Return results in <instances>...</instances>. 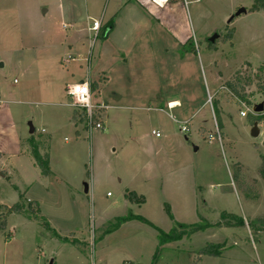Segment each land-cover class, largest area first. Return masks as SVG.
<instances>
[{"label": "rangeland", "instance_id": "obj_1", "mask_svg": "<svg viewBox=\"0 0 264 264\" xmlns=\"http://www.w3.org/2000/svg\"><path fill=\"white\" fill-rule=\"evenodd\" d=\"M122 1L0 0V204L27 208L0 230V264H264V113H254L264 103V8L250 11L256 0ZM143 16L150 23L133 21ZM229 29L232 38L222 39ZM137 37L147 41L142 53H155L150 75L138 74L146 61ZM84 80L98 83L91 101L106 106L98 109L103 129L72 119V110L85 113L66 85ZM34 148L49 156V175ZM131 191L145 202L126 198ZM29 201L39 204L36 215ZM197 223L211 226L160 244V232ZM208 243L219 256H200Z\"/></svg>", "mask_w": 264, "mask_h": 264}, {"label": "trees", "instance_id": "obj_2", "mask_svg": "<svg viewBox=\"0 0 264 264\" xmlns=\"http://www.w3.org/2000/svg\"><path fill=\"white\" fill-rule=\"evenodd\" d=\"M264 8V1L263 0H256V2L254 3L253 7H251L250 11H259L260 9ZM112 23H109L107 25H105V31H104V35H106V33L108 32V29H110L112 27ZM234 34V29H229L227 36L223 35L221 36L222 39L226 40V38L231 39L232 36ZM208 47L210 49L216 48V43H209ZM194 49V48H193ZM195 50V49H194ZM185 52H187L186 50H184ZM249 65V63H248ZM229 87L232 89V91L234 93H236L237 95H240L243 99L245 98L244 95L238 91V88L236 87L235 84L228 82ZM98 89V83L97 82H93L92 83V87L91 90L92 91H96ZM214 113H215V118L218 124V129H221V123H220V115H219V110L218 108H216V106L214 105ZM73 119L76 120H80V122L82 121H86V117L83 115L81 116L80 114H78V112L75 110H73ZM263 116H259L256 115V118L253 120L254 122H259L260 119H262ZM32 154L35 158V163L41 168L42 170V174L44 175H49L50 174V169H49V162H48V155L43 156L42 154H40V152L38 151L37 148H34L32 151ZM236 167H237V176L238 178L241 176V172H242V165L240 163H236ZM260 175L261 177L264 179V159H263V164L260 167ZM243 183V182H242ZM23 196V195H22ZM140 199H137V195L136 193L133 191L126 193L125 197L130 199V201H137V202H145V197L143 195H140ZM141 200V201H140ZM29 208L28 210L31 213H37L39 212L40 208H39V204L37 202L35 203H31V201H29ZM33 204H35L33 207ZM168 212L170 213L171 218L173 217V214L170 212V207H167ZM0 209L4 210V214L2 215V217L0 218V230H4L6 229V218L8 215L12 214V213H23L24 211H26V207L25 204L21 201L16 202L15 204L11 205V206H6V205H2L0 204ZM36 215V214H35ZM36 217V216H35ZM136 218L139 217L143 222L151 225L154 227V225L152 224V222H150L149 220H147L146 218L140 217V216H135ZM45 226H47L48 228L49 223H44ZM209 226H211L209 223L206 224H201V223H197V224H193V225H186V224H179L178 228L172 229L171 231H169L168 233L165 232H160V244H165L167 242H171L174 240H179L181 239L184 235L187 234H192L198 231H202L205 230L206 228H208ZM57 235V233H56ZM202 254L205 255H213V256H219L220 252H219V248L218 245L216 244H212V243H208L200 252V256ZM153 264H156V257L153 260Z\"/></svg>", "mask_w": 264, "mask_h": 264}, {"label": "crops", "instance_id": "obj_3", "mask_svg": "<svg viewBox=\"0 0 264 264\" xmlns=\"http://www.w3.org/2000/svg\"><path fill=\"white\" fill-rule=\"evenodd\" d=\"M135 1V0H134ZM167 1L168 0H166L163 4L162 3H158L156 0H142V2H140V3H142V6H145V5H147V4H149V5H153V6H156V7H158V8H160V7H162V6H164L165 4H167ZM123 2V1H122ZM126 6L128 5V6H130V5H133V6H135V3L132 1V0H125V2H123ZM135 20V23H140V24H146V23H148L149 21H148V19L145 17V16H143V17H141V18H134L133 19V21ZM109 23H112L113 25H112V27L110 28V29H108V34L106 33V35H107V38H110V36L113 34V32H114V30H115V28H116V23H115V21L113 20L112 21V19L107 23V24H109ZM127 23L128 24H132V20L131 19H128V21H127ZM150 23V22H149ZM106 24V25H107ZM139 25H137V27H138ZM153 35L154 36H158L159 37V39H160V42H159V44H160V48H158L157 49V55L159 54V53H161L162 52V50H161V47H162V44H163V39L161 38V31H157V30H155V32L153 33ZM129 35L127 34V33H124L123 35H122V37L124 38L123 40H127ZM157 40V39H156ZM147 41H144V40H142V37H137V39H136V42H134V46L136 47H139L138 48V51H139V53H138V56L140 55L141 57L143 56V59H144V61H146V65L143 67V69H139L138 70V74H140V75H143L145 72H147V75H150V72H149V70L150 69H154L153 70V72L154 71H156V69H155V62H154V67L153 68H151L152 66L150 65L151 64V62L153 61V57H154V54L155 53H150V52H147V51H145L144 53H142V49H141V44L142 43H146ZM185 56L183 57V58H185V57H187V56H190L191 54L189 53V52H186L185 54H184ZM144 56H146L147 58H145ZM192 56V55H191ZM126 61V60H125ZM162 67V66H161ZM161 67H158L157 66V68L158 69H160V71L162 72V74L160 75L159 74V72L157 71V77L158 76H160L161 77V79L163 78V77H165V73H164V71H163V69H161ZM135 77V76H134ZM128 78V77H127ZM135 78H138L137 76L135 77ZM104 85H106L107 84V82H109V80H110V78L107 76V75H105L104 76ZM129 80H132L131 78H129ZM91 81V83H93L92 82V80H90ZM66 86H68V85H66ZM153 97L154 98H157V99H155L156 101V103L157 104H159L160 102H162V100H160V98H158V96H154L153 95ZM167 104L169 105V107H175V105H177V104H180V100L179 99H168L167 100ZM159 109H161V107L159 108ZM72 114H73V110H72ZM72 119H73V116H72ZM74 120V119H73ZM34 131H35V129H34ZM79 132V131H78ZM33 133V132H32Z\"/></svg>", "mask_w": 264, "mask_h": 264}, {"label": "built area", "instance_id": "obj_4", "mask_svg": "<svg viewBox=\"0 0 264 264\" xmlns=\"http://www.w3.org/2000/svg\"><path fill=\"white\" fill-rule=\"evenodd\" d=\"M101 26V20H94L93 24L89 27V29L91 31H95L96 35L99 32ZM87 85V92H86V96H87V103H83L77 100V96L74 93L73 89H75L76 87H83L84 85ZM67 93L70 96V98L73 100L72 105L76 108L79 109H83L84 113H85V117H86V121H85V125H86V129L88 130H92V129H103L104 123L102 120H100V113L98 111L105 108V105L102 104H93L91 101L92 98V91H91V85L89 83V81L84 80L82 82L79 83H75V84H70L67 86ZM2 102L1 98H0V103ZM254 113H256L254 111ZM264 113V110H263ZM258 114V113H256ZM248 113L246 111H241V116H247ZM182 130L184 131H188L189 128L186 125V123L183 125ZM156 137H159L161 135V133L158 130H153L152 132Z\"/></svg>", "mask_w": 264, "mask_h": 264}, {"label": "water", "instance_id": "obj_5", "mask_svg": "<svg viewBox=\"0 0 264 264\" xmlns=\"http://www.w3.org/2000/svg\"><path fill=\"white\" fill-rule=\"evenodd\" d=\"M247 10H246V8H241L237 13H236V15H239V14H241V13H243V12H246ZM232 18L233 17H231V19H230V21L232 20ZM218 37V35L217 34H215L213 37H211L210 38V41L211 42H213L214 40H215V38H217ZM264 110V103L262 102V103H259L258 105H256V107H255V109H254V111L256 112V113H258V112H262ZM259 128H258V122L256 121V122H254V125H253V128H252V130H251V134H252V136H254V137H256L258 134H259ZM30 132L32 133V132H34V127H30Z\"/></svg>", "mask_w": 264, "mask_h": 264}, {"label": "clouds", "instance_id": "obj_6", "mask_svg": "<svg viewBox=\"0 0 264 264\" xmlns=\"http://www.w3.org/2000/svg\"><path fill=\"white\" fill-rule=\"evenodd\" d=\"M74 93L77 96V100L83 103H87V85L85 84L83 87H76L73 89Z\"/></svg>", "mask_w": 264, "mask_h": 264}, {"label": "bare ground", "instance_id": "obj_7", "mask_svg": "<svg viewBox=\"0 0 264 264\" xmlns=\"http://www.w3.org/2000/svg\"><path fill=\"white\" fill-rule=\"evenodd\" d=\"M158 3H159V1L158 0H156Z\"/></svg>", "mask_w": 264, "mask_h": 264}]
</instances>
